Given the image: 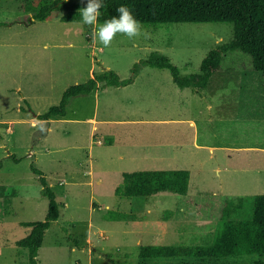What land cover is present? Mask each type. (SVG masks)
I'll return each instance as SVG.
<instances>
[{
    "label": "rangeland",
    "instance_id": "1",
    "mask_svg": "<svg viewBox=\"0 0 264 264\" xmlns=\"http://www.w3.org/2000/svg\"><path fill=\"white\" fill-rule=\"evenodd\" d=\"M52 1L0 0V264H29L28 250L16 245L29 232L23 224L42 222L48 213L32 165L60 206L38 264H140L142 246L212 244L227 199L264 195V75L249 56L226 55L203 99L179 88L169 70L144 67L134 86H100L75 98L66 118L39 117L69 87L108 70L128 79L153 52L182 75L198 74L211 50L233 40V25H141L136 37L117 34L104 47L93 39V26L61 21L87 0H66L51 19L23 22ZM197 131L202 141L214 137V154L197 152ZM148 170L190 171L188 194L115 195L122 173ZM108 211L129 218L110 221ZM251 217L248 199L233 219ZM261 262L247 255L220 264Z\"/></svg>",
    "mask_w": 264,
    "mask_h": 264
},
{
    "label": "trees",
    "instance_id": "2",
    "mask_svg": "<svg viewBox=\"0 0 264 264\" xmlns=\"http://www.w3.org/2000/svg\"><path fill=\"white\" fill-rule=\"evenodd\" d=\"M66 0H53L43 4L33 17L38 21L49 20ZM126 5L143 26L162 24H232L234 36L229 43L218 45L203 59L200 72L182 75L178 67L160 52H153L137 63L128 79H121L113 70L95 75L84 84L69 87L62 95L58 105L52 106L40 115L42 121L64 119L68 107L78 97H87L101 87L124 88L135 83L144 67L169 70L173 82L181 89L193 91L206 90L213 76L222 70L226 55L241 52L250 57L253 70L264 75V0H104L97 22L118 15L116 9ZM61 18L63 23H81L80 7ZM1 26V24H0ZM15 162H19L13 157ZM32 172L39 177L43 196L48 199V213L42 222H27V236L16 243L19 248L28 250L29 264H38L39 251L45 236L52 225L60 218V206L57 195L49 185L43 172L31 166ZM191 184V172L188 170H148L122 173V183L115 189V195L122 199L149 198L160 194L186 196ZM4 188H0L2 198ZM248 199L252 202V217L246 220L233 219L244 210ZM238 197L227 199L223 210V223L215 240L210 245L173 244L146 245L139 249L140 264L156 261H173L177 264H220L224 260L247 255H258L264 264V195L252 198ZM110 221H123L129 217L114 211L107 212Z\"/></svg>",
    "mask_w": 264,
    "mask_h": 264
},
{
    "label": "clouds",
    "instance_id": "3",
    "mask_svg": "<svg viewBox=\"0 0 264 264\" xmlns=\"http://www.w3.org/2000/svg\"><path fill=\"white\" fill-rule=\"evenodd\" d=\"M103 3L104 0H87L86 7L82 8L79 13L83 25L93 26L94 40L98 39L104 47H108L117 34L126 35L130 39L140 34L141 23L126 5H121L116 9L118 15L97 25Z\"/></svg>",
    "mask_w": 264,
    "mask_h": 264
},
{
    "label": "crops",
    "instance_id": "4",
    "mask_svg": "<svg viewBox=\"0 0 264 264\" xmlns=\"http://www.w3.org/2000/svg\"><path fill=\"white\" fill-rule=\"evenodd\" d=\"M136 82H137V79L135 80V83L133 85H131V86H134L136 84ZM131 86H129V87H131ZM204 91H201V94H197L199 91H197V93H194L195 91L194 92L192 91V95L196 96L197 98L199 97L200 99H203L204 96L202 94H204L203 93ZM207 108H208V110H211L212 106L211 105H208ZM191 122L194 123V121L193 120H189V125L192 127V125L190 124ZM229 123H230V121H229ZM192 128L196 132V130H197L196 127L194 126ZM197 134H198V131H197ZM212 140H215L214 137H213V139H211L207 135V139H205V140L202 141L199 138V134H198L197 141H196V138H194L195 149L197 150L198 153H200L201 151H208L209 153L214 154V152L216 151V149L218 147L213 142H210Z\"/></svg>",
    "mask_w": 264,
    "mask_h": 264
}]
</instances>
